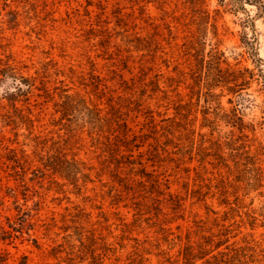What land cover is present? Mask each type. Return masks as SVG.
Masks as SVG:
<instances>
[{"label": "rangeland", "instance_id": "rangeland-1", "mask_svg": "<svg viewBox=\"0 0 264 264\" xmlns=\"http://www.w3.org/2000/svg\"><path fill=\"white\" fill-rule=\"evenodd\" d=\"M0 264H264V6L0 0Z\"/></svg>", "mask_w": 264, "mask_h": 264}, {"label": "trees", "instance_id": "trees-1", "mask_svg": "<svg viewBox=\"0 0 264 264\" xmlns=\"http://www.w3.org/2000/svg\"><path fill=\"white\" fill-rule=\"evenodd\" d=\"M248 1H256L260 4V6H264V1L263 0H248Z\"/></svg>", "mask_w": 264, "mask_h": 264}]
</instances>
